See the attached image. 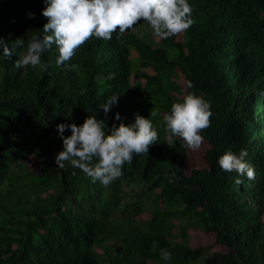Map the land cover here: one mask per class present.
<instances>
[{
    "label": "trees",
    "instance_id": "obj_1",
    "mask_svg": "<svg viewBox=\"0 0 264 264\" xmlns=\"http://www.w3.org/2000/svg\"><path fill=\"white\" fill-rule=\"evenodd\" d=\"M187 2L194 25L165 40L140 20L122 37L90 38L60 66L53 44L46 70L15 68L23 49L12 60L0 51V264H264V0ZM45 7L0 0V36L24 38L26 49L44 35ZM179 74L184 95H202L213 113L202 167L187 168L181 138L167 145L163 117L183 98ZM113 94L118 103L105 115ZM135 114L152 121L158 140L119 179L104 186L68 162L57 167V124L96 115L110 130ZM240 149L254 180L219 166L225 151ZM191 230L223 249L192 246Z\"/></svg>",
    "mask_w": 264,
    "mask_h": 264
},
{
    "label": "clouds",
    "instance_id": "obj_2",
    "mask_svg": "<svg viewBox=\"0 0 264 264\" xmlns=\"http://www.w3.org/2000/svg\"><path fill=\"white\" fill-rule=\"evenodd\" d=\"M42 15L47 18L43 25L44 35H33L25 49L24 38L8 41L0 36V51L6 60H12L17 49H23L19 59L14 61L17 69L39 67L46 70L42 60L46 51L55 44L58 50L57 66L70 61L81 45L90 38L111 40L113 33L118 38L133 28L140 20L148 22L154 36L165 40L188 30L194 25L192 6L187 0H45ZM34 14H29L33 18ZM187 87L193 85L188 82ZM119 95L108 97L100 107L105 115L118 103ZM152 117L158 112L152 110ZM213 115L210 102L202 95L187 92L181 101L171 105L163 117L167 132V145L174 146V138H181L187 146L198 149L203 143L202 131L207 129ZM115 119L120 120L119 113ZM70 129V135L63 133ZM56 130L63 143V149L55 156L57 167L64 168L68 162L72 168L81 170L93 183L99 181L107 186L123 175V166L132 163L135 155L147 154L151 145L158 140V133L152 121L135 114L134 122H121L110 130L104 119L88 115L83 123H60ZM248 153L225 151L218 163L225 172H236L255 179V167L246 160ZM238 184L242 181L237 180ZM163 260H171L172 254L162 249Z\"/></svg>",
    "mask_w": 264,
    "mask_h": 264
},
{
    "label": "rangeland",
    "instance_id": "obj_3",
    "mask_svg": "<svg viewBox=\"0 0 264 264\" xmlns=\"http://www.w3.org/2000/svg\"><path fill=\"white\" fill-rule=\"evenodd\" d=\"M157 39V38H155ZM134 51V50H133ZM174 55V52H172V54L170 55L171 57ZM135 62H137V58L133 57V61L132 64H134ZM177 83L179 84L180 88H181V93H179V95H177L178 97H183L184 96V80H183V76L182 74L177 75ZM206 144L203 141L201 147H199L198 149H192L188 146V154H189V159H188V163H187V168L190 169L191 167H202L203 165H205V161L203 158V154L204 151L206 149ZM29 166L33 169H37V165L35 164V162L33 160H27ZM190 243L192 246H196V245H210L212 246V248L214 250H222L223 248L219 245H215L213 244V235L212 234H203L200 231H190Z\"/></svg>",
    "mask_w": 264,
    "mask_h": 264
}]
</instances>
